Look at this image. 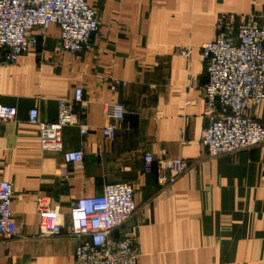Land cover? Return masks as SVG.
I'll list each match as a JSON object with an SVG mask.
<instances>
[{"label":"crops","instance_id":"1","mask_svg":"<svg viewBox=\"0 0 264 264\" xmlns=\"http://www.w3.org/2000/svg\"><path fill=\"white\" fill-rule=\"evenodd\" d=\"M88 2L99 30L82 53L61 51L54 25L14 64L3 63L0 50V103L16 110L14 120L0 122V180L12 185L17 225L15 237L0 243V264H73L79 238L68 234L71 204L106 184L133 189L136 211L111 236L137 237V264H264V144L210 158L200 143L201 47L215 37L222 14L254 13L264 22V0ZM76 87L82 100L60 140L62 151L84 156L62 174L61 152L40 150L27 113L35 107L39 121L55 122L59 102L70 101ZM111 104L117 128L107 140ZM252 116L264 126V102ZM146 152L155 162L185 159L191 168L160 181L156 165L143 171ZM38 198L59 208V236L38 235Z\"/></svg>","mask_w":264,"mask_h":264},{"label":"built area","instance_id":"2","mask_svg":"<svg viewBox=\"0 0 264 264\" xmlns=\"http://www.w3.org/2000/svg\"><path fill=\"white\" fill-rule=\"evenodd\" d=\"M58 28L61 51L80 54L90 46L99 30L98 12L88 0H0V50L3 63L14 64L18 58L39 46L50 26ZM201 57L207 76L202 88L206 125L200 133V143L207 157L238 153L264 144V126L253 111L264 102V22L251 13L235 18L222 14L215 26V37L201 47ZM110 89L115 90V86ZM82 89L76 87L70 101L61 100L55 122L38 119L37 108L27 113V123L37 129L40 150L61 152L67 168L83 160L82 150L62 151L60 132L70 124L71 109L82 100ZM106 116L111 123L102 130L111 139L117 128L115 105H107ZM16 110L0 103V122H11ZM80 132L86 134L87 126ZM157 166L160 181L173 182L191 168L185 159H161L143 154V171ZM12 185L0 180V243L17 234L11 210ZM38 235L59 236L62 215L59 208H49L41 198ZM133 189L126 184H106L101 194L75 200L69 209V235L79 238L73 252V264H137V237L114 239L111 234L135 213Z\"/></svg>","mask_w":264,"mask_h":264}]
</instances>
